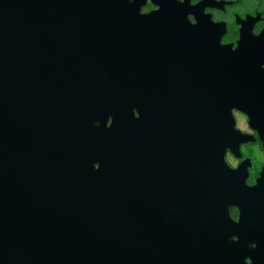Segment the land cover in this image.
<instances>
[{"label":"water","instance_id":"1","mask_svg":"<svg viewBox=\"0 0 264 264\" xmlns=\"http://www.w3.org/2000/svg\"><path fill=\"white\" fill-rule=\"evenodd\" d=\"M145 5L0 0V264H219L195 248L211 196L232 187L231 169L206 167L218 148L186 160L174 219L143 188L161 100L130 85L160 66L126 37Z\"/></svg>","mask_w":264,"mask_h":264},{"label":"flooded vegetation","instance_id":"2","mask_svg":"<svg viewBox=\"0 0 264 264\" xmlns=\"http://www.w3.org/2000/svg\"><path fill=\"white\" fill-rule=\"evenodd\" d=\"M152 1L146 0L139 12L141 31L126 37L142 41L131 42L130 48H142L146 65L160 66L146 70L141 85H130L161 100L157 135L147 134L144 148V191L154 194L158 209L163 214L169 210L174 219L186 160L192 152L212 156L216 146L215 163L210 157L206 167H215L221 177L231 169L232 187L211 196L204 235L195 248L219 258V264H264V164L254 187H248L255 167L251 153L264 154V29L255 32L264 12L233 13L237 39L226 42L229 24L214 21L206 9L226 12L239 0H199L195 5L175 0L184 10L166 14ZM245 145L253 146L249 155L242 151Z\"/></svg>","mask_w":264,"mask_h":264},{"label":"clouds","instance_id":"3","mask_svg":"<svg viewBox=\"0 0 264 264\" xmlns=\"http://www.w3.org/2000/svg\"><path fill=\"white\" fill-rule=\"evenodd\" d=\"M190 2L195 5L199 2V0H190ZM259 9L260 11L264 12V0H239V3H236L233 7L227 8L226 12H220L217 9L208 8L206 9L207 12L212 13V17L214 21H220L224 20L227 21L229 24V35L225 38L227 41H235L237 39L236 36V29H238V25L233 24V13L238 12L241 17L245 14V12H253L254 10ZM193 18L189 16V20H192ZM194 22V21H193ZM261 29H264V21L257 24L255 27V32L259 33ZM245 131H248L247 128L244 129ZM255 135V133H253ZM253 147L250 145H245L242 147V151L245 155H249V149ZM253 155V163L255 167L251 169V178L248 180L249 184L255 183L256 175L259 171L260 164H264V154H258L255 152L251 153ZM229 160H231V157H229ZM235 217V214H234Z\"/></svg>","mask_w":264,"mask_h":264},{"label":"snow or ice","instance_id":"4","mask_svg":"<svg viewBox=\"0 0 264 264\" xmlns=\"http://www.w3.org/2000/svg\"><path fill=\"white\" fill-rule=\"evenodd\" d=\"M150 10H151V9H149V11H150ZM193 23H195V21H194ZM221 43H224V42H221ZM235 50H237V48L233 47V51H235ZM236 115H239V113H236ZM254 185H255V183H253V184H248V187H249V188H252V187H254ZM233 218L236 219V218H237V215H235V217L233 216Z\"/></svg>","mask_w":264,"mask_h":264}]
</instances>
